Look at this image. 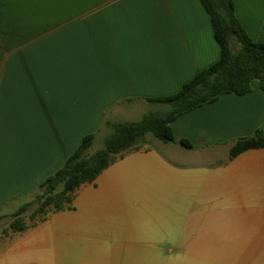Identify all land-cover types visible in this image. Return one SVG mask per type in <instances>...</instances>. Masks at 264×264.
Wrapping results in <instances>:
<instances>
[{"label": "crops", "instance_id": "0c3cea01", "mask_svg": "<svg viewBox=\"0 0 264 264\" xmlns=\"http://www.w3.org/2000/svg\"><path fill=\"white\" fill-rule=\"evenodd\" d=\"M232 2L264 44V0ZM219 57L199 0H0V264H264V148L228 159L264 130L256 82L177 118L169 156L149 143L81 185L70 210L9 229L85 135L102 144L107 124L139 121L147 99ZM143 201L168 202L167 225L142 227Z\"/></svg>", "mask_w": 264, "mask_h": 264}, {"label": "trees", "instance_id": "16d2710c", "mask_svg": "<svg viewBox=\"0 0 264 264\" xmlns=\"http://www.w3.org/2000/svg\"><path fill=\"white\" fill-rule=\"evenodd\" d=\"M199 2L209 16L213 37L220 48L219 59L197 72L177 93L147 99L155 109L139 121L107 124L109 133L96 152L90 153L95 135H85L64 165L39 185L31 201L23 203L11 215V232L24 231L26 217L30 225H35L51 213L70 210L72 195L81 185L93 182L110 164L148 145L147 136L164 144L174 143L171 124L180 116L211 104L223 95L249 94L253 82L264 92V44L253 42L246 35L234 15L232 0ZM179 145L191 148L187 140H181ZM261 148H264V130L258 129L251 136L235 140L228 159ZM32 205L36 207L27 216Z\"/></svg>", "mask_w": 264, "mask_h": 264}, {"label": "rangeland", "instance_id": "374dc122", "mask_svg": "<svg viewBox=\"0 0 264 264\" xmlns=\"http://www.w3.org/2000/svg\"><path fill=\"white\" fill-rule=\"evenodd\" d=\"M236 49V48H234ZM140 119V118H139ZM95 142L93 143V146L90 150V153H94L97 150L101 148V144L97 142V139L94 140ZM157 140L153 139L150 136H147V143L150 145H155ZM159 149L160 151L169 156L168 152L166 151L165 147L163 145H160L161 143L159 142ZM144 147V146H143ZM35 205H32L28 212L27 216L35 209ZM169 210V205L168 202H163V201H143L142 204L139 207V224L142 227H151L158 225L159 227L167 225L165 219L167 218V214ZM10 220V219H9ZM25 221L27 223H31L29 219L26 217ZM8 222L7 218L4 220H0V225H6Z\"/></svg>", "mask_w": 264, "mask_h": 264}]
</instances>
